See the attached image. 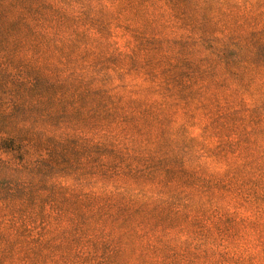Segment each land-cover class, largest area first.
I'll use <instances>...</instances> for the list:
<instances>
[{"label":"rangeland","instance_id":"obj_1","mask_svg":"<svg viewBox=\"0 0 264 264\" xmlns=\"http://www.w3.org/2000/svg\"><path fill=\"white\" fill-rule=\"evenodd\" d=\"M0 264H264V0H0Z\"/></svg>","mask_w":264,"mask_h":264}]
</instances>
